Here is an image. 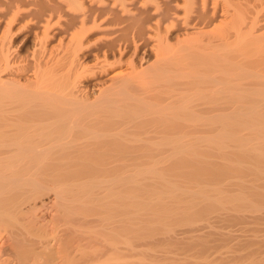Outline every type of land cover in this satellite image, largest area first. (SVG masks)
Segmentation results:
<instances>
[{
	"label": "bare ground",
	"instance_id": "6f19581e",
	"mask_svg": "<svg viewBox=\"0 0 264 264\" xmlns=\"http://www.w3.org/2000/svg\"><path fill=\"white\" fill-rule=\"evenodd\" d=\"M0 264H264V0H0Z\"/></svg>",
	"mask_w": 264,
	"mask_h": 264
}]
</instances>
